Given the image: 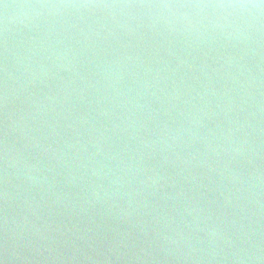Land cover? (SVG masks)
Segmentation results:
<instances>
[{
  "label": "water",
  "instance_id": "1",
  "mask_svg": "<svg viewBox=\"0 0 264 264\" xmlns=\"http://www.w3.org/2000/svg\"><path fill=\"white\" fill-rule=\"evenodd\" d=\"M261 3L0 0V264H264Z\"/></svg>",
  "mask_w": 264,
  "mask_h": 264
},
{
  "label": "clouds",
  "instance_id": "2",
  "mask_svg": "<svg viewBox=\"0 0 264 264\" xmlns=\"http://www.w3.org/2000/svg\"><path fill=\"white\" fill-rule=\"evenodd\" d=\"M165 7H171L170 5H165ZM219 7H241L246 8L249 7V5H219ZM251 7H264V0H262V3L260 5H251Z\"/></svg>",
  "mask_w": 264,
  "mask_h": 264
}]
</instances>
